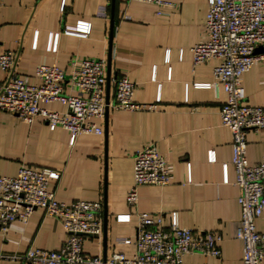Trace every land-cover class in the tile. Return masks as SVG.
Masks as SVG:
<instances>
[{
    "label": "crops",
    "instance_id": "obj_1",
    "mask_svg": "<svg viewBox=\"0 0 264 264\" xmlns=\"http://www.w3.org/2000/svg\"><path fill=\"white\" fill-rule=\"evenodd\" d=\"M165 1L158 5L136 0H4L0 52H17L15 70L21 76L36 83L39 64L56 63L68 69L75 56L105 58L111 76L126 75L135 83V101L156 107L109 108L97 120L104 124L103 134H81L74 144L67 129H51L43 118L26 122L0 112V176L17 175L21 165L49 167L60 172L49 183L58 200H102L103 233L84 239V250L90 255L108 256L115 251L131 255L134 245L119 243L118 237L134 239L136 210H140L161 212L165 226L177 214L182 226L222 234L220 257L194 253L185 256L186 262L241 264L243 243L236 236L241 207L232 164V132L222 124L220 114L227 92L222 85L218 91L197 85L213 82L215 61L195 65L191 51L202 39L209 2ZM102 6L107 16L99 15ZM79 21L91 23L88 36L65 32ZM7 77L0 68V85ZM243 84L246 101L264 108V63L253 65ZM107 97H114L109 83ZM48 106L66 109L59 102ZM247 138L249 162H260L264 129L249 130ZM150 142L170 162L173 180L163 186H141L138 206L130 208L126 197L134 183V154ZM210 150L214 161L209 160ZM123 213H131L130 221L117 220ZM256 224L264 231V219ZM67 235L57 219L36 208L28 222L13 221L6 231L0 230V252L57 250ZM0 264L28 263L0 258Z\"/></svg>",
    "mask_w": 264,
    "mask_h": 264
},
{
    "label": "built area",
    "instance_id": "obj_2",
    "mask_svg": "<svg viewBox=\"0 0 264 264\" xmlns=\"http://www.w3.org/2000/svg\"><path fill=\"white\" fill-rule=\"evenodd\" d=\"M133 1V0H128ZM158 5L165 0H136ZM209 7L202 39L191 47L194 64L215 61L214 80L197 84L218 91L222 85L227 100L220 108L221 122L232 132V164L236 171L241 207L236 236L243 243L241 264H264V231L257 229V220L264 219V156L260 162L248 160L249 130L264 129V108L249 104L243 84L244 74L255 64L264 63V0H208ZM4 0H0V7ZM99 15L107 16L106 6ZM91 23L79 21L65 32L88 36ZM56 34L55 48L57 47ZM36 46V41L34 43ZM51 48V43L49 45ZM17 52H0V68L8 73L0 85V112L17 115L26 122L43 118L51 129L63 127L74 144L81 134H103L104 124L98 119L109 108L125 110L154 109L156 104L137 102L133 98L135 83L126 75H110L114 97H107L108 65L105 58L75 56L68 69L53 64L36 67L38 82L15 70ZM63 104L65 110L48 106ZM209 160H215L212 150ZM227 165L225 164V169ZM60 172L49 167L21 165L15 176H0V230L6 231L13 221L26 223L36 208L57 219L67 231L61 248L49 250L28 248L23 253L0 252L1 259L28 264H210L188 263L185 256L199 253L220 257L223 236L214 230L194 231L178 222L177 214L170 225L163 223L161 212L136 210L138 224L134 239L119 236L118 242L133 244L131 255L123 251L108 256L90 255L84 250L85 236H101L104 229L102 200L77 199L70 203L58 200L49 189L51 179ZM191 178H188L190 180ZM173 180L172 166L153 142L134 154V183L126 201L137 208L139 189L144 185H167ZM226 181L228 178L226 176ZM131 213L117 215L118 221H130Z\"/></svg>",
    "mask_w": 264,
    "mask_h": 264
},
{
    "label": "water",
    "instance_id": "obj_3",
    "mask_svg": "<svg viewBox=\"0 0 264 264\" xmlns=\"http://www.w3.org/2000/svg\"><path fill=\"white\" fill-rule=\"evenodd\" d=\"M109 79H110V68L108 67V83H109Z\"/></svg>",
    "mask_w": 264,
    "mask_h": 264
}]
</instances>
